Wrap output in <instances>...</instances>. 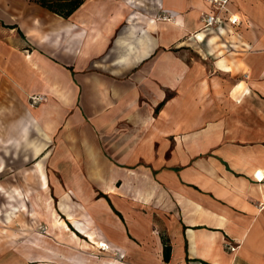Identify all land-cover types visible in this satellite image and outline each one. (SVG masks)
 I'll list each match as a JSON object with an SVG mask.
<instances>
[{
  "label": "crops",
  "instance_id": "crops-1",
  "mask_svg": "<svg viewBox=\"0 0 264 264\" xmlns=\"http://www.w3.org/2000/svg\"><path fill=\"white\" fill-rule=\"evenodd\" d=\"M229 10L209 30L207 0H86L69 18L0 0V215L50 202L84 251L97 225L96 251L126 259L264 264V0ZM29 220L0 223V264H67Z\"/></svg>",
  "mask_w": 264,
  "mask_h": 264
},
{
  "label": "rangeland",
  "instance_id": "rangeland-1",
  "mask_svg": "<svg viewBox=\"0 0 264 264\" xmlns=\"http://www.w3.org/2000/svg\"><path fill=\"white\" fill-rule=\"evenodd\" d=\"M209 5H210V10L214 8L210 3H209ZM228 11H230L229 10V4L227 6V11H224V12H228ZM223 22L225 23V20L222 17V22H220V24H222ZM196 54H198V53H196ZM32 103H33V101H32ZM17 183H22V182H17ZM25 186H27L26 182H25ZM27 199H29L31 201L33 200L28 196H27ZM34 199L37 200V202H39L41 206L46 205V199L44 197H41L38 195ZM8 200H9V198L7 199V201ZM31 201L29 202V205L32 204ZM0 203L2 205H4V202H0ZM41 206H37V208L40 209ZM6 207H7V210L6 211L3 210L2 211L3 215H2V213H1L2 216L0 215V223L1 224L4 225L3 220L4 221L7 220V221L11 222L12 224L14 223V224H17L18 226H20V224L22 222L24 223L30 219L31 215H29V218H25V216L28 215V213L27 214H25V213L21 214L20 212H15L13 210L14 208L11 209L12 206L11 207L6 206ZM48 208H49V205L47 203V210H48ZM12 210H13V212H12ZM46 211L40 212V210H39L37 212H34V218H33V215L31 216L32 219L29 220V224L33 226V228L31 227L33 230L32 233L33 234L44 233L45 235H48L50 237H57V238H61V239L65 240L67 242V245H66L67 246V249H66L67 253L66 254H60V257L65 258V260L67 261V264H69V263L70 264H76V262H74V260H77V264H78V261H81L82 259H85V258H87V261H91V262H89L91 264H101V260L104 261V260H111V259L112 260L114 259V261H116V259H119L121 261L124 260V261H127L129 264H155V262H156L155 261L156 258H155L154 254H153V257L151 260H142V259L138 260L134 256L128 257L126 259L125 257L121 256L122 252L120 250H115V251H112L111 253L98 252V251H102V250H106V251H110V250L107 248V242L105 239L104 231L102 230V228H100L97 225H94L92 227L93 228L92 229L93 234L91 236L92 238L94 237V239L97 241V243L92 242L88 237H86V236H88L87 235L88 230H84V233L86 232L85 235L84 234L82 235L80 232H78V233H80L79 235L82 239L81 241H84L85 244H87L90 248L95 249V250H91V251L81 250V248L80 249L78 248L80 240H78L79 243L77 241V243L74 244V240L72 239L73 237H72L71 232L63 233L62 230H60V228L51 229L50 225L47 223L48 214L46 213ZM79 215L82 216V214H79ZM52 216L53 215H51V213H50V219L52 218ZM61 216L63 217V219H66L65 218L66 216H64L62 213H60V217ZM83 216H84V218H87V221L91 217V215L88 212H84ZM53 220L54 219L52 218V222H51L52 224L54 223ZM83 220H86V219H83ZM72 228L74 229V227H72ZM7 230H8L7 228L2 229V231H4V232ZM159 231L161 233L164 231V229L161 228V229H159ZM87 242L88 243L92 242L93 244L92 243L88 244ZM150 248H151V251L154 253L155 248H156L155 244H153L151 242ZM96 250H98V251H96ZM114 252H116V254H114ZM93 257H97V258H93ZM83 264H85V263H83Z\"/></svg>",
  "mask_w": 264,
  "mask_h": 264
},
{
  "label": "trees",
  "instance_id": "trees-1",
  "mask_svg": "<svg viewBox=\"0 0 264 264\" xmlns=\"http://www.w3.org/2000/svg\"><path fill=\"white\" fill-rule=\"evenodd\" d=\"M29 1L37 3L60 16L69 18L71 17V15H73V13L76 10H78L85 3L86 0H29ZM163 103L164 102H162L156 108L157 111L160 109ZM101 195L105 196L108 199L109 203L111 204L115 212L122 219H124L122 213L113 206L109 197L106 194H101ZM160 234L163 243V259L165 262H169L172 252V244L167 234H165L164 232H161Z\"/></svg>",
  "mask_w": 264,
  "mask_h": 264
},
{
  "label": "built area",
  "instance_id": "built-area-1",
  "mask_svg": "<svg viewBox=\"0 0 264 264\" xmlns=\"http://www.w3.org/2000/svg\"><path fill=\"white\" fill-rule=\"evenodd\" d=\"M214 8L211 9L208 12H204L203 13V20H204V28L205 29H213L216 25H219L220 22H222V14L224 13V11H227V6L229 4L230 0H207ZM162 19L165 20H171L172 17L168 14H163L162 16H160ZM228 21L232 24H237L240 22L239 18H234V15H230L228 17ZM41 99L40 96H33L32 97V101L33 103H37L39 100ZM262 181H264V173L262 174L261 178ZM260 210H262L264 212V202H261L259 204ZM227 247L232 250L235 251V249L237 248L236 246H234L230 241L226 242Z\"/></svg>",
  "mask_w": 264,
  "mask_h": 264
},
{
  "label": "bare ground",
  "instance_id": "bare-ground-1",
  "mask_svg": "<svg viewBox=\"0 0 264 264\" xmlns=\"http://www.w3.org/2000/svg\"><path fill=\"white\" fill-rule=\"evenodd\" d=\"M48 203V205H49V208H50V213H51V215H53L52 216V218L54 219L53 220V224H52V226H57V227H61V226H63L64 228H65V230H67V231H70V224L68 225L67 224V222L62 218V217H60V215H58V213L54 210V209H52V207H50V202H47ZM73 229V228H72ZM73 231V230H72ZM75 231V230H74ZM89 235H91V234H89ZM74 236H77L76 234H74ZM92 236V235H91Z\"/></svg>",
  "mask_w": 264,
  "mask_h": 264
}]
</instances>
